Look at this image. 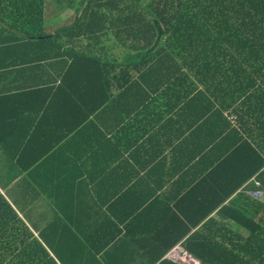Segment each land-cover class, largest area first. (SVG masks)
Returning a JSON list of instances; mask_svg holds the SVG:
<instances>
[{
    "label": "crops",
    "instance_id": "crops-1",
    "mask_svg": "<svg viewBox=\"0 0 264 264\" xmlns=\"http://www.w3.org/2000/svg\"><path fill=\"white\" fill-rule=\"evenodd\" d=\"M79 1L56 0L49 15L46 2L44 27L70 24L72 34L58 36L66 43L55 56L31 60L0 81L7 89L0 94L7 112L0 114V138L23 139L18 161L0 147V191L67 264H146L178 233L174 222L171 232L165 224L146 235L135 229L129 246L122 244L123 224L144 198L150 206L136 228L153 229L169 214L176 188L191 186L193 170L205 165L207 130L191 104L176 106L169 62L149 67L154 54L143 64L146 40L113 34L110 20H96ZM181 241L161 257L176 245L186 250Z\"/></svg>",
    "mask_w": 264,
    "mask_h": 264
},
{
    "label": "trees",
    "instance_id": "trees-1",
    "mask_svg": "<svg viewBox=\"0 0 264 264\" xmlns=\"http://www.w3.org/2000/svg\"><path fill=\"white\" fill-rule=\"evenodd\" d=\"M46 2L49 15L56 0H0V81L31 60L55 56V47L66 43L58 36L72 34L70 24L44 27ZM79 2L96 20H110L113 34L146 40L143 64L154 54L158 59L149 67L169 62L176 106L191 104L193 118L202 119L201 131L208 134L205 165L193 170L192 185L176 188V198L166 204L169 214L150 230L135 227L144 220L149 198L137 203L123 224V246L136 243L135 229L146 235L165 224L171 232L174 222L178 233L146 264H177L161 256L181 238L201 262L264 264V0ZM39 47L47 54L30 56ZM6 91L0 88L1 96ZM0 114L7 112L1 108ZM22 141L0 138V147L18 161ZM252 189L262 196H251ZM232 224L247 234L234 231ZM0 264H67L57 251L47 250L1 191Z\"/></svg>",
    "mask_w": 264,
    "mask_h": 264
},
{
    "label": "built area",
    "instance_id": "built-area-1",
    "mask_svg": "<svg viewBox=\"0 0 264 264\" xmlns=\"http://www.w3.org/2000/svg\"><path fill=\"white\" fill-rule=\"evenodd\" d=\"M254 183L255 185L259 184L257 180H254ZM249 194L255 198H260L262 196L260 189L249 190ZM165 257L177 264H209L201 262L197 257L184 250L180 245L170 248Z\"/></svg>",
    "mask_w": 264,
    "mask_h": 264
}]
</instances>
